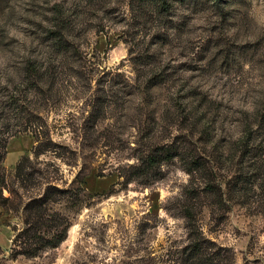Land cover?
Returning a JSON list of instances; mask_svg holds the SVG:
<instances>
[{
	"label": "rangeland",
	"instance_id": "obj_1",
	"mask_svg": "<svg viewBox=\"0 0 264 264\" xmlns=\"http://www.w3.org/2000/svg\"><path fill=\"white\" fill-rule=\"evenodd\" d=\"M0 264H264V0H0Z\"/></svg>",
	"mask_w": 264,
	"mask_h": 264
},
{
	"label": "trees",
	"instance_id": "obj_2",
	"mask_svg": "<svg viewBox=\"0 0 264 264\" xmlns=\"http://www.w3.org/2000/svg\"><path fill=\"white\" fill-rule=\"evenodd\" d=\"M163 4H165V1L163 2Z\"/></svg>",
	"mask_w": 264,
	"mask_h": 264
}]
</instances>
